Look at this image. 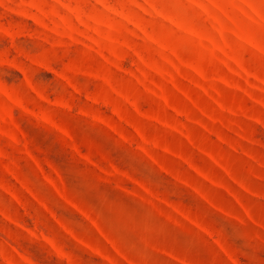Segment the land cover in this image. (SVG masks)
<instances>
[{"label": "rangeland", "instance_id": "obj_1", "mask_svg": "<svg viewBox=\"0 0 264 264\" xmlns=\"http://www.w3.org/2000/svg\"><path fill=\"white\" fill-rule=\"evenodd\" d=\"M211 1L0 0V264H264V160L187 138L264 159V23Z\"/></svg>", "mask_w": 264, "mask_h": 264}, {"label": "crops", "instance_id": "obj_2", "mask_svg": "<svg viewBox=\"0 0 264 264\" xmlns=\"http://www.w3.org/2000/svg\"><path fill=\"white\" fill-rule=\"evenodd\" d=\"M229 1L232 2L233 4H235V10L236 11L239 10V13H241L243 15H246L249 18L252 17V19H255V20L259 21V22H260V20L258 18H261V21L264 23V18L254 9L253 6H251L248 3V2H250V0H229ZM207 2H208V5L210 7L214 5L211 0H207ZM213 24H215V23H213ZM215 26L217 27V25H215ZM231 31H233L232 27L226 28V30H225V32L227 34H231ZM234 36L236 37L235 38L236 40L239 39L241 41H246V40H243V38H245L244 36H241V37L237 36V35H234ZM247 43L250 45V47L252 49L253 48L254 49H258V46H256L251 40L248 39ZM259 43H263L264 44L263 37H260ZM239 76L243 77L242 79H244V77H246V79L248 80V75L247 74H245V76L240 74ZM250 82L254 83V87L256 88L255 91H257L259 93V95L263 96L264 87L262 86V83L257 81V80H255V79H253ZM259 104L264 105V100L263 99H259ZM232 112H234V110ZM228 116H229V114H228ZM228 116H226V117H228ZM255 121H256V123L254 124V126L258 130L262 131L261 134L263 135V132H264V120L262 118L257 117V118H255ZM213 135L216 138L215 141H214L215 145L220 148L219 150L215 151V154H213L211 152V149L209 148V146H206V145L201 144L199 142L197 143L196 140L193 137L189 138V137L186 136L189 139L190 143H191L192 149L193 150L197 149L195 151L199 155H201L202 157L207 158L208 160H211V161L215 162L216 165L219 166L220 168L222 167L223 169H225V167H226L227 171L221 169L222 173L220 171L219 174H211V173H209L207 171L200 172L201 170H199L197 172L200 176L208 179L213 184L215 183L216 185L217 184L223 185L222 183L226 184L227 182H232V183L234 182L231 178L235 174V172H231L232 171L231 165L225 166L224 163H223V159L220 157L221 154L223 155V152H222L223 150H227V151L232 150V151L236 152L237 154H240L242 152V153H244V155H248V158H246V159L249 162L251 160V163H253V162L262 163V160H264L262 157H260L259 158L260 160H259L258 158H256L255 155L250 154V152H251L250 148L253 149V144H254L255 141H251L250 139H248V142H245L244 140H241V136H242L241 135V130L239 131L237 129V127L234 126V125L226 126L225 128L221 129L220 132L213 133ZM262 137H264V136H262ZM227 140L230 141V144H229V142ZM234 140H235V143H234ZM259 148L262 149L261 147H259ZM241 156L242 155L239 156L238 160L241 159ZM242 159H243V156H242ZM220 164H221V166H220ZM224 171L226 173H224ZM223 174H226L227 176L223 175ZM220 175H222V177H224L226 179H221ZM236 183H238V182L236 181ZM224 188L225 187L220 188V190L224 192Z\"/></svg>", "mask_w": 264, "mask_h": 264}]
</instances>
